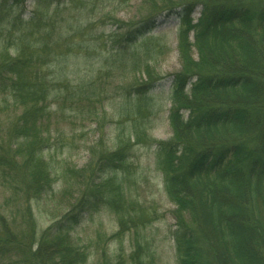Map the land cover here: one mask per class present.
<instances>
[{
  "label": "trees",
  "instance_id": "obj_1",
  "mask_svg": "<svg viewBox=\"0 0 264 264\" xmlns=\"http://www.w3.org/2000/svg\"><path fill=\"white\" fill-rule=\"evenodd\" d=\"M27 1L0 0V114L12 111L8 132L0 133V264H88L93 239L82 243L78 229L103 210L115 216L117 230L109 236L97 230L96 243L120 244L103 264H162L146 233L156 218L126 186L131 150L148 139L146 124L156 112L151 69L169 51L154 33V15L114 32L103 45L102 70L125 82L118 89L129 134L121 130L113 149L91 147L86 166L62 170L60 195L75 191L74 199L39 232L32 203L46 214L51 204L60 205L54 196L59 172L45 156L48 102L92 103L95 83L86 75L71 80L62 65L69 66L70 51L57 53L68 47L70 29L61 20L69 1L33 0L25 18L17 10ZM147 3L174 10L173 0ZM198 4L203 9L194 21ZM178 7L181 69L172 82L173 136L148 140L156 145V165L176 206V264H264V0H188ZM83 49L97 46L87 39L72 46ZM138 75L147 79L135 81Z\"/></svg>",
  "mask_w": 264,
  "mask_h": 264
},
{
  "label": "rangeland",
  "instance_id": "obj_2",
  "mask_svg": "<svg viewBox=\"0 0 264 264\" xmlns=\"http://www.w3.org/2000/svg\"><path fill=\"white\" fill-rule=\"evenodd\" d=\"M67 1H69L66 4L67 9L62 15L63 19L62 17L60 19L62 24L69 26L70 31L66 36L70 38L67 40L68 47H60L57 53H59L58 56L63 57V54L70 51L69 66L62 64L65 66L66 73L71 80L84 75L92 79L95 83L93 87L95 98L92 103L86 102L75 106L64 103L60 98L51 97L48 102L49 113L46 126L50 131V148L45 156L52 160L59 172L54 184L56 191L54 196L58 198L60 205L54 208L51 204L52 207L46 214L40 211L35 202L32 203L39 232L49 226L54 218H60L74 199L75 191L66 196L60 195L59 176L62 170L67 166L76 168L86 166L92 157L91 147L104 145L106 148L113 149L116 137L121 130H126L129 134L128 127L131 123L124 121L122 111L124 98L122 91L119 90L125 82L120 83L118 78L108 77V73L102 70L101 57L105 55L103 45L108 44L107 38L114 32H123L153 14L154 33L164 39L169 51L160 59L157 66L151 69L157 80L149 94L155 103L156 112L146 124L148 139L135 144L131 150L129 162L132 165L126 186L131 197L138 200L145 211L156 218L147 226L146 233L153 239L154 247L162 258V264H176L173 240L176 223L173 211L176 206L167 196L163 175L156 165V145L148 140H168L173 136L169 121L172 82L174 74L181 69L177 42L179 18L173 11H178L180 9L178 6L188 0H173V11H161L164 10L162 5L152 8L150 3H147L148 0H75L72 4L71 0ZM92 3L95 5L92 6ZM34 8L33 0H28L17 12L29 18ZM202 9V5L198 4L192 14L194 21L201 16ZM77 25L82 26L81 31L72 29ZM85 39L93 41L97 50H72L73 44H81ZM88 56L89 59H87ZM194 56L197 57V52H194ZM79 64L81 67H77ZM77 68H80V71ZM146 79V75H138L135 81ZM133 80L134 76H130L127 81ZM70 106H79V108L71 110ZM11 112L0 114V133L4 135L9 129L7 117L12 116ZM131 137L135 140L134 136ZM99 229L108 236L113 234L117 230L115 216L103 210L95 215L93 221L86 220L78 229L83 239L82 243L88 244L90 239H93L92 244H88V251L91 254L88 264H103L104 256L113 255L120 245L118 241L109 240L105 243H96ZM124 245L129 252V234L124 239Z\"/></svg>",
  "mask_w": 264,
  "mask_h": 264
}]
</instances>
